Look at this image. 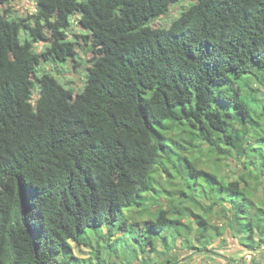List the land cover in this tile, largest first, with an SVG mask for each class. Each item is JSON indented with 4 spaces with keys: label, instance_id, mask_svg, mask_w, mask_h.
<instances>
[{
    "label": "trees",
    "instance_id": "obj_1",
    "mask_svg": "<svg viewBox=\"0 0 264 264\" xmlns=\"http://www.w3.org/2000/svg\"><path fill=\"white\" fill-rule=\"evenodd\" d=\"M177 1L37 0L19 19L0 0V264L90 262L73 253L89 247L87 228L100 246L91 258L118 228L145 264L144 254L174 264L176 243L206 251L213 237L185 205H199L196 197L209 202L206 214L219 209L242 246H264V208L250 183L264 171V94L246 80L264 85V0H189L167 28H152ZM74 15L92 54L76 93L38 75L34 49L46 41L47 59L75 61L63 32ZM194 152L214 161L239 152V180L199 168ZM188 211L193 241L180 229Z\"/></svg>",
    "mask_w": 264,
    "mask_h": 264
},
{
    "label": "rangeland",
    "instance_id": "obj_2",
    "mask_svg": "<svg viewBox=\"0 0 264 264\" xmlns=\"http://www.w3.org/2000/svg\"><path fill=\"white\" fill-rule=\"evenodd\" d=\"M190 4L189 0L170 2L159 17L151 23L152 28H167L170 23L179 16ZM37 7V0H9V8L11 9V16L14 18L25 19L32 16ZM78 15L73 16L71 25L63 30L64 34L69 37L74 42L76 55V62L69 61L66 64H56L53 61L47 59V53L45 51V46L48 44L46 41L38 42L34 44L35 52L40 56V66L38 68V75L43 72L51 74L54 76L62 85L67 88H72L75 93L80 91L84 86L86 76L90 70L91 64L89 63L92 54L89 52V41L85 42L83 36L89 35L86 30H83L78 23ZM48 34V33H47ZM25 38L26 35L23 33L22 38ZM246 80L249 82V87L252 89H259L262 94H264V85L258 84L250 76L246 77ZM235 89V86H232ZM34 94V98H35ZM175 138V137H173ZM178 143L170 144V150L173 154H179ZM187 155V154H186ZM185 155V156H186ZM240 155L239 152L235 153V158L223 159L221 156L220 159L216 157L218 154L211 156L210 158L199 157L198 152L188 154L187 156L192 157L193 159H201L199 168L204 169L209 172H215L219 180L224 182H232L239 180V175L242 172L239 166V162L236 158ZM158 176H161V171L157 172L155 178L160 179ZM161 179L164 180V177L161 176ZM249 181V179H248ZM252 186V197L257 206L264 208V171L262 172V177L259 180L250 181ZM254 187V191H253ZM163 195V192H162ZM168 193L164 192V197H167ZM196 201L199 205H193V203L186 201L185 205L189 208V211H192L196 215H203L206 217L207 222L213 227L211 230L212 239L211 243L207 246L206 251H203L201 247H198L197 252L190 251L189 253H176L174 256V264H264V246L260 247L259 251L252 252L247 248L241 245L240 243V234L238 230H230L227 219L222 216L219 209H214L212 214H206L205 210L200 209L204 207L208 208L209 202L204 198L196 197ZM161 203L165 205V201L162 200ZM189 211L186 212L185 218L181 221L183 224L180 227L181 232L184 236H188L191 241L194 239V235L198 229V226L195 224L194 216L189 215ZM135 219H139L138 215L134 216ZM141 220H145V216H140ZM93 228H87L82 234L81 239L87 237L89 247L80 246L73 250L74 256L79 260H87L85 262H78L77 264H98V262L103 263L102 261H107L109 264H145L142 261L141 256L137 255L136 246L132 245L129 242V239L124 236V234L119 233L118 228L112 231V242L108 246V242L105 243L100 241L102 246L100 250V258H91L90 251L96 248V241L92 238L95 232L91 230ZM99 230L105 229L103 227ZM94 233V234H93ZM92 234V236H91ZM96 235V234H95ZM257 234H254V238H257ZM181 238H178L180 242ZM104 246H103V245ZM96 246V247H95ZM98 245V249H99ZM106 247V248H105ZM137 256L135 260L133 255ZM72 252L66 250L62 253V257L66 259H71L74 257ZM118 258V261H114ZM178 259V260H177ZM60 262V258L56 259ZM122 262V263H121ZM67 264V262L65 263ZM69 264H73V261H70Z\"/></svg>",
    "mask_w": 264,
    "mask_h": 264
},
{
    "label": "crops",
    "instance_id": "obj_3",
    "mask_svg": "<svg viewBox=\"0 0 264 264\" xmlns=\"http://www.w3.org/2000/svg\"><path fill=\"white\" fill-rule=\"evenodd\" d=\"M175 246H176V248H175V250H173L172 252H173V255H175L176 253H183V254H186V253H189L190 251L189 250H187V249H184V248H182L180 245H179V243H176L175 244ZM158 251H161L162 250V247L159 245L158 247ZM142 258V257H141ZM147 259V261H149V262H154V261H157V259H158V257L155 255V254H144V259ZM166 258L167 257H163V259H158V263H160V262H163L164 260H166ZM143 260V259H142ZM178 260V259H177ZM151 263V264H152Z\"/></svg>",
    "mask_w": 264,
    "mask_h": 264
}]
</instances>
